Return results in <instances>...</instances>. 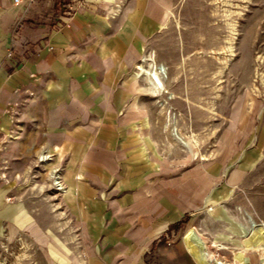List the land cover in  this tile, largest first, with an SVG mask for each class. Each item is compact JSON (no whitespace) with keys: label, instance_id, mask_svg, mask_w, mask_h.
Segmentation results:
<instances>
[{"label":"rangeland","instance_id":"obj_1","mask_svg":"<svg viewBox=\"0 0 264 264\" xmlns=\"http://www.w3.org/2000/svg\"><path fill=\"white\" fill-rule=\"evenodd\" d=\"M48 2L62 77L86 78L93 97L84 116L73 84L56 100L61 70L44 76L49 127L34 111L44 77L12 90L0 124V264H103L117 228L148 217L144 264H195L183 239L192 226L211 264H234L251 224H264V0ZM38 49L11 48L9 69ZM155 67L163 85L146 73ZM86 136L102 140L88 149L109 166L73 157ZM242 264H264V250H246Z\"/></svg>","mask_w":264,"mask_h":264},{"label":"crops","instance_id":"obj_2","mask_svg":"<svg viewBox=\"0 0 264 264\" xmlns=\"http://www.w3.org/2000/svg\"><path fill=\"white\" fill-rule=\"evenodd\" d=\"M48 1L49 0H47L45 5V0H20L18 4H15L13 0H0V124H3L6 121V115L4 111L5 106L10 99L12 90L16 86L31 83L29 78L30 73H36L38 76L43 78L50 72L59 68L61 70V74L59 73L61 78L58 79L59 81L54 82L55 85L58 84L59 86L53 88L54 86L52 87V84L50 85L49 81H46V77H44L45 79L43 78V80H45L47 84L44 89H41V99L34 107V111L37 109L40 110L43 119L47 121V126L50 127L52 125H57L53 122L50 123L52 118L50 119L51 114L49 113V103H53V101H50L48 98L50 89L53 88L52 91H54V93L59 96V99L56 100L60 101V104L63 105L65 101L63 96L66 95L67 85H71L73 83L72 81H67L62 77L65 75V72H67V69L62 65L61 61L57 59L55 54L48 47L51 44H56L60 38L58 33H55V30H53L52 26L54 25L51 24L48 18L51 15L50 7H48ZM166 16L167 13L165 14V17ZM27 43L34 46H39L38 51L33 57L24 55L17 56L18 59L13 60L17 64L15 70H10L7 64V61H9V50L11 48L21 50L22 47H24V45ZM86 80V78L78 77L73 84L75 89L74 95L76 100H78V104L76 103V105H79V107H77L80 110V114H84V116L86 111H88L87 105L90 101L89 99L93 97V92L88 91ZM35 83L36 82L32 84ZM64 110H66V107L61 106V120V116L65 114ZM54 118V121L59 120V115L56 114ZM81 118L83 117L81 116ZM86 123L90 126L95 125L96 127L100 128L103 126L104 120L93 119L90 121L87 120ZM87 136L80 137L79 140H77L79 143H82L83 146H85V151H80L73 157L78 160H84L86 163L90 160L89 163L96 165L97 169L102 168L104 164H111V156H109L104 151L95 153L90 148L88 149V142L93 141V139L89 140ZM54 137L55 136L53 132V135H49L48 142H55ZM66 137L61 140L62 143L65 141ZM93 142L98 143L102 142V140L98 136H95ZM46 156L48 157L46 153H41L42 160H45ZM17 218H22L20 213L15 214L14 219ZM148 220L150 221H148L146 224L150 225L141 226L138 224L137 226H133L131 222H128V225L118 227L117 231L114 232V239H118V242L117 244H114V247L109 251V254L100 257L103 264H144L143 254L145 253V245L148 242L147 240L149 238L151 239L153 236V233L151 232L153 229V226L151 225V217H148ZM30 229L33 236L38 241H40L41 244H46V242L49 240L47 236L43 234L37 224L32 223L30 225ZM198 238L204 242L207 256L210 257V254L207 252L206 241L202 237L198 236ZM98 254L99 253H96V255ZM212 257L214 259V261L212 259V264H216L218 262L216 260L219 258H217L215 255ZM193 259L195 264H197L194 257ZM222 262L227 264L224 261Z\"/></svg>","mask_w":264,"mask_h":264},{"label":"bare ground","instance_id":"obj_3","mask_svg":"<svg viewBox=\"0 0 264 264\" xmlns=\"http://www.w3.org/2000/svg\"><path fill=\"white\" fill-rule=\"evenodd\" d=\"M149 74V78L152 79L155 83L159 85H163L161 77L159 75V71L157 67L146 71ZM163 89V88H162ZM57 180L55 181L56 185H60L59 189H63L61 181L58 180L59 177H55ZM252 229L249 230V235L244 238L243 244L244 248L241 251L235 253V263L234 264H242L244 254L246 250L250 248H254L257 250H264V224H251ZM202 237L199 232L195 229V227H190L183 234L184 243L188 248V251L195 258L197 264H211V258L207 256L205 250L204 242L198 238ZM217 264H223L222 261H218Z\"/></svg>","mask_w":264,"mask_h":264},{"label":"built area","instance_id":"obj_4","mask_svg":"<svg viewBox=\"0 0 264 264\" xmlns=\"http://www.w3.org/2000/svg\"><path fill=\"white\" fill-rule=\"evenodd\" d=\"M13 2H14L15 4H18V3L20 2V0H13Z\"/></svg>","mask_w":264,"mask_h":264},{"label":"trees","instance_id":"obj_5","mask_svg":"<svg viewBox=\"0 0 264 264\" xmlns=\"http://www.w3.org/2000/svg\"><path fill=\"white\" fill-rule=\"evenodd\" d=\"M184 220H181L180 222H178L176 225H180V223H182Z\"/></svg>","mask_w":264,"mask_h":264}]
</instances>
